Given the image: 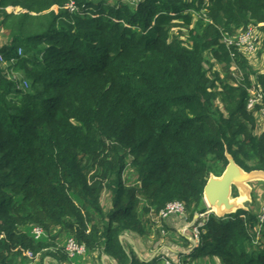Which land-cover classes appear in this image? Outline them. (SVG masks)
Masks as SVG:
<instances>
[{
	"label": "trees",
	"instance_id": "trees-1",
	"mask_svg": "<svg viewBox=\"0 0 264 264\" xmlns=\"http://www.w3.org/2000/svg\"><path fill=\"white\" fill-rule=\"evenodd\" d=\"M250 25L264 42V0H0V264H21L26 250L68 259L54 250L65 236L109 264H158L121 237L150 233L151 216L174 200L189 222L207 216L177 263L202 249L223 264H264L258 212L221 217L203 203L226 151L244 170H264V130L247 107L264 73L222 42ZM217 64H235L239 84L224 83ZM218 94L234 108L216 105ZM34 225L46 236L36 239Z\"/></svg>",
	"mask_w": 264,
	"mask_h": 264
},
{
	"label": "rangeland",
	"instance_id": "rangeland-1",
	"mask_svg": "<svg viewBox=\"0 0 264 264\" xmlns=\"http://www.w3.org/2000/svg\"><path fill=\"white\" fill-rule=\"evenodd\" d=\"M112 4H115L117 0H107ZM123 1H129V0H123ZM132 1V0H131ZM134 1V0H133ZM183 31V32H180ZM182 33V38H187L188 30L180 27H174L172 30L173 34L176 33ZM6 36L3 34H0V45H2L6 41ZM256 51L251 53V56L249 57L251 65L261 73H264V42L262 41V37L259 35L258 44L256 45ZM206 55L210 57V59L214 62H216L211 55L209 51L206 52ZM6 64V63H5ZM6 66V65H3ZM215 70H218L220 78L224 83L230 84V85H238L241 81L244 73L240 71L237 66L234 64L230 67H225L223 64H217L214 67ZM12 75H15V77L21 78L22 74L20 72L12 73ZM210 77H213V69L209 72ZM255 84V83H254ZM24 87H28L25 86ZM222 86H218L216 91H220ZM222 97H225V95L218 94V97L215 100V104L218 105L222 110L225 112H228V110H232L234 107H231L227 105L226 101L223 100ZM257 133H260L258 131ZM125 181L128 185L136 183L135 179L137 177V174L135 170L132 168V166H129L128 169L125 171ZM249 187H251V193L254 191L255 194V200L253 201V197L250 194L242 203L245 207H249L251 210L260 212L261 209L264 207V181L263 180H254L248 182ZM238 192V191H237ZM102 204L106 209L109 208L111 205V193L108 190H103L102 197H101ZM204 206H207V203L204 201ZM208 211L211 212L212 209L208 207ZM170 218V219H169ZM205 220L207 219V216H204ZM153 225L151 227L150 233L147 235H141L136 232H130L125 233L128 238L130 237V240L128 238H122L124 240V243L127 247H132L136 250L137 253L143 257V259L147 260H153V259H159L158 264H179L177 263L179 260V251L180 250H186L187 252H190L191 244H194V246L197 245V241L195 240V229L192 228L193 223L195 222L192 220L189 222L187 220V214L186 216H170L167 219H162L158 216H151ZM173 220L176 223H179V228L172 227L170 225V221ZM180 221V222H179ZM170 222V223H169ZM164 229V230H163ZM163 231V232H162ZM71 236H65L63 239L60 237L59 243H64L66 239ZM132 238V239H131ZM103 254L101 250L99 251V257ZM94 255V254H93ZM89 257H92L91 254H89L88 251L84 255H82L80 258H74V260H68L69 264L80 263L83 264L82 261H89ZM105 260L109 261V259L105 256ZM73 259V258H70ZM182 259L187 261L188 259L189 264H223L221 262V259L215 257L211 258L210 256L204 257V251L202 249H197L196 252L193 254H184L182 255ZM102 262V258L100 259Z\"/></svg>",
	"mask_w": 264,
	"mask_h": 264
},
{
	"label": "built area",
	"instance_id": "built-area-1",
	"mask_svg": "<svg viewBox=\"0 0 264 264\" xmlns=\"http://www.w3.org/2000/svg\"><path fill=\"white\" fill-rule=\"evenodd\" d=\"M134 1H138V0H134ZM70 5L72 9L75 8L73 3H71ZM259 35H260L259 29L254 25H250L247 30L238 31L235 34H231V35H224L222 37V42L226 43L228 46H232V45L236 46L241 52H243V54H245L248 57L251 56V53L256 51L257 48L256 45L258 44ZM19 53L20 54L23 53L22 48L19 49ZM0 63L3 65L7 63V61L4 59L2 54H0ZM23 84L25 86H28V81L24 80ZM249 92H250V97L248 100L247 107L249 110H253L257 117L258 128L256 132L258 131L261 132L264 130V106H263L264 91L261 84L257 82L253 84V86L249 89ZM258 105H261V107L256 109ZM186 214L187 212L185 208V203L180 200H174L168 202L166 206L158 212V217L162 219H167L168 217L173 215L186 216ZM196 215L194 221H196L198 217H200V222L198 223L197 227H194L195 240L197 241L198 244L199 227L203 225V222L205 221L204 216L206 215L205 213L196 214ZM258 217L260 221V225H259L260 228L262 223L264 222V207L258 213ZM32 233L36 239H41L44 236H46V232L43 229V227L38 225H34L32 227ZM54 250H60L62 252H65L69 257L74 258L77 256L84 255L87 251V248L84 243L78 242L73 236H71L68 237L64 243H57V245L54 247ZM25 255L31 259H34L40 256V253H33L31 250H26Z\"/></svg>",
	"mask_w": 264,
	"mask_h": 264
},
{
	"label": "water",
	"instance_id": "water-1",
	"mask_svg": "<svg viewBox=\"0 0 264 264\" xmlns=\"http://www.w3.org/2000/svg\"><path fill=\"white\" fill-rule=\"evenodd\" d=\"M225 155L228 163L222 174L217 176L211 173L204 186V200L207 206L221 217L235 212L239 208L247 209L242 202L251 194L248 182L264 181L263 169L246 171L230 153L226 151ZM234 186L238 191L236 196H232Z\"/></svg>",
	"mask_w": 264,
	"mask_h": 264
},
{
	"label": "crops",
	"instance_id": "crops-1",
	"mask_svg": "<svg viewBox=\"0 0 264 264\" xmlns=\"http://www.w3.org/2000/svg\"><path fill=\"white\" fill-rule=\"evenodd\" d=\"M173 216H176V217H178L177 215H173ZM172 216V217H173ZM170 219V218H169ZM170 222V225L172 226V227H178L179 228V223H176L175 221H173V220H169ZM180 222V221H179ZM122 238H128L126 235H123L122 236ZM129 240H130V237L128 238ZM132 239V238H131ZM57 242L59 243V240H57ZM180 251H182V250H180ZM89 254H91L92 255V257H89L90 259H89V261L88 262H86V261H82L83 262V264H109V263H112V261H111V259L107 256V255H105L108 259H109V261H106L105 260V257H104V253L103 254H101L100 255V257H99V251H91V252H89ZM94 254V255H93ZM139 254V253H138ZM140 255V254H139ZM141 256V255H140ZM81 257V256H80ZM80 257H77V258H80ZM26 258V257H25ZM25 258L24 259H22V258H20V262H21V264H69V262H68V260L70 261V260H74V258L73 259H70L69 257H68V259H63V258H60V256L59 255H56V256H54V255H51V254H46L44 257H42L41 258V255L40 256H38L37 258H34V259H31V258H29V257H27L26 258V261H25ZM102 258V262L100 261V259ZM143 258V257H142ZM145 259V258H144ZM145 260H147V259H145ZM154 260V259H153ZM147 261H150V260H147ZM72 264H81V261H80V263H75V262H73Z\"/></svg>",
	"mask_w": 264,
	"mask_h": 264
}]
</instances>
